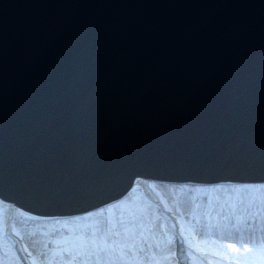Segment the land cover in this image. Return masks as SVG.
<instances>
[{"label":"water","instance_id":"water-1","mask_svg":"<svg viewBox=\"0 0 264 264\" xmlns=\"http://www.w3.org/2000/svg\"><path fill=\"white\" fill-rule=\"evenodd\" d=\"M138 178L264 182V0H0V198L68 217Z\"/></svg>","mask_w":264,"mask_h":264},{"label":"rangeland","instance_id":"rangeland-1","mask_svg":"<svg viewBox=\"0 0 264 264\" xmlns=\"http://www.w3.org/2000/svg\"><path fill=\"white\" fill-rule=\"evenodd\" d=\"M134 183L121 199L71 218H42L1 199L8 206L0 205V264H112L113 258L139 264H264V244L257 241L264 235V182L205 186L138 178ZM175 229L186 260L178 256L177 242L171 251ZM230 237L250 262L226 260L234 246Z\"/></svg>","mask_w":264,"mask_h":264},{"label":"bare ground","instance_id":"bare-ground-1","mask_svg":"<svg viewBox=\"0 0 264 264\" xmlns=\"http://www.w3.org/2000/svg\"><path fill=\"white\" fill-rule=\"evenodd\" d=\"M145 179H147V178H145ZM138 180V179H137ZM140 180V179H139ZM149 180V179H148ZM153 180V179H152ZM157 181V180H156ZM158 182V181H157ZM161 183V182H160ZM163 183V182H162ZM253 183V182H252ZM135 184V183H134ZM133 184V185H134ZM165 184V183H164ZM174 184V183H173ZM219 184V183H218ZM221 184V183H220ZM223 184V183H222ZM192 185V184H191ZM202 186V185H201ZM205 186H206V184H205ZM121 199V198H120ZM3 200V199H2ZM4 202H6L7 204H10V206L12 207V206H14V207H17V206H15V205H13L12 203H9V202H7V201H5V200H3ZM3 201H1V198H0V205L3 207V208H5L4 206H6L4 203H3ZM116 201V200H115ZM115 201H112V202H110V203H113V202H115ZM110 203H108V204H110ZM108 204H106V205H103V206H100V207H98V208H102V207H105V206H107ZM8 206V205H7ZM6 206V207H7ZM98 208H95L94 210H96V209H98ZM6 209V208H5ZM12 209V208H11ZM14 210V209H13ZM12 211V210H11ZM87 213V212H86ZM35 215V214H34ZM36 216H38V215H36ZM75 216V215H74ZM78 216V215H77ZM39 217H41V216H39ZM68 217H73V216H68ZM67 217V218H68ZM46 218V217H45ZM47 218H50V217H47ZM58 218V217H57ZM97 218H99V219H101V224H99V225H101V226H103L104 225V227H105V220H103V216H100V217H97ZM51 219V218H50ZM98 219V220H99ZM166 226H169V224H166ZM97 228V227H96ZM176 230L177 229H175L174 231H170V235H169V237H171V239H170V241H171V251L174 253V251L176 250L175 248H176V246H175V244H176V238H177V235H178V233H176ZM178 231V230H177ZM248 231V230H247ZM245 232V231H244ZM259 232V231H258ZM262 232V231H261ZM263 234V233H262ZM258 235L257 236V241H261L263 244H264V235ZM236 235V234H235ZM247 236V235H246ZM232 238V243L234 244V246L233 247H228L229 249L227 250V252H226V260H227V257H229L232 261H243V262H250V260H246V258H245V255H247V254H249L248 252H246V251H244L243 249H242V245H240L241 243H239V242H237V241H235V239H233L234 237H230L229 239H231ZM248 238V237H247ZM252 239V238H251ZM263 240V241H262ZM244 244V243H243ZM248 244V243H247ZM253 244V243H252ZM19 245V244H18ZM250 246V245H249ZM178 248H180L179 247V245H178ZM254 248V247H253ZM259 248H254V250H258ZM172 253V254H173ZM263 254H264V252H263ZM250 255H252V256H254V258H255V256L257 255V252L255 251V252H252V253H250ZM22 257V256H21ZM264 257V256H263ZM23 258V257H22ZM21 258V259H22ZM13 259V258H12ZM15 259H17V261H18V258H17V256H15ZM101 259V258H100ZM102 260H103V258H102ZM113 260H114V262L112 263V264H139V263H131V262H126L125 260L123 261V262H121L120 260L118 261V259L115 261V258H113ZM121 260H123L122 258H121ZM231 260H227V261H231ZM262 262H264V261H262ZM21 263V262H20ZM28 263V262H27ZM103 263V262H102ZM175 263L176 264H178L176 261H175ZM252 263V262H251ZM15 264V263H14ZM18 264H19V261H18ZM22 264H24L23 262H22ZM143 264H146V263H143ZM150 264H156V263H150ZM161 264V263H160ZM183 264V263H182Z\"/></svg>","mask_w":264,"mask_h":264}]
</instances>
